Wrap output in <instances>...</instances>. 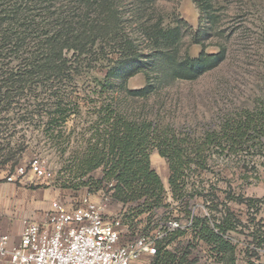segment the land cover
Returning a JSON list of instances; mask_svg holds the SVG:
<instances>
[{
	"label": "rangeland",
	"instance_id": "1",
	"mask_svg": "<svg viewBox=\"0 0 264 264\" xmlns=\"http://www.w3.org/2000/svg\"><path fill=\"white\" fill-rule=\"evenodd\" d=\"M124 4L123 33L134 40L140 54L146 55L158 48L155 40L142 37V29L151 31L161 27L164 31H179L180 39L174 45H177L176 58L180 63L184 57L197 58L202 52L223 55L217 66L195 80L172 79L162 69L147 70L149 76L144 72L137 74L127 82L128 89H143L147 77L155 83V89L146 101L127 97L125 107L130 111L137 114L146 109L147 117L158 121L160 130L169 127L179 133L188 129L194 138H200L208 124H219L226 116L264 104V0H155L149 6L137 8L132 0H124ZM117 58V54L109 56V65ZM82 65L80 76L65 89L72 98L78 99V114L58 129L64 131L58 139H52L46 132L45 114L39 116L46 110L36 108L30 97L10 107L0 105V175L3 177L18 166H26L32 159H37L44 168L42 179L36 184L24 185L34 192L35 201L41 203L35 215H46L53 202L73 206L88 195L97 202L99 195L110 194L94 183L90 190L87 186L79 189L72 186L78 180L72 179L70 155L83 147L82 139L94 133L89 130L96 120L94 109L108 103L105 93L98 95L107 60ZM113 96L124 100L120 93ZM208 152V168L197 171L192 165L182 193H176L169 186L166 160L156 150L151 152V168L164 187L160 208L169 215L187 214L189 209H194L195 215H213L211 221L215 225L229 227L231 224V228L236 225L239 228L237 256L222 237L218 236L214 242L224 264H264V142L251 137L236 151L211 149ZM89 176L100 178L101 170L93 171L84 179ZM118 211L125 215L127 221L123 223L129 225L132 218L139 220L143 215H155L149 211L135 215L112 200L106 205V215H115ZM217 215H227L228 222ZM204 228L209 229V225L205 224ZM140 264L153 263L145 259Z\"/></svg>",
	"mask_w": 264,
	"mask_h": 264
},
{
	"label": "trees",
	"instance_id": "2",
	"mask_svg": "<svg viewBox=\"0 0 264 264\" xmlns=\"http://www.w3.org/2000/svg\"><path fill=\"white\" fill-rule=\"evenodd\" d=\"M154 1L132 0V4L137 8ZM125 5L124 0H0V105L10 107L30 97L36 108L46 110L39 116L45 114L46 132L58 139L64 133L58 129L78 114L79 108L78 99L72 98L66 87L80 76L82 64L107 60L98 95L105 93L108 103L94 109L96 120L89 128L94 133L82 139L83 147L70 155L72 179L78 180L72 186L90 190L94 183L110 192L113 202L139 215L153 212L164 202V187L150 165L153 150L167 162L170 188L182 193L192 165L197 171L208 168L209 150L236 151L251 137L264 142V104L226 116L219 124H208L200 138H194L188 129L179 133L169 127L160 130L158 121L149 120L146 109L137 114L130 111L125 107L127 97L146 101L155 89L149 77L143 89H128L127 82L137 74L162 69L172 79L195 80L217 66L223 55L202 52L197 58L186 56L180 63L174 45L180 39L179 31L161 27L142 29V37L155 40L158 48L140 54L134 40L123 33ZM113 54L118 58L111 66L108 57ZM114 93H120L124 100H118ZM99 169L100 178L84 179ZM224 226H220L222 231L231 228V224ZM201 235L214 245L219 239L207 228ZM152 263L184 264L185 259L159 252Z\"/></svg>",
	"mask_w": 264,
	"mask_h": 264
},
{
	"label": "built area",
	"instance_id": "3",
	"mask_svg": "<svg viewBox=\"0 0 264 264\" xmlns=\"http://www.w3.org/2000/svg\"><path fill=\"white\" fill-rule=\"evenodd\" d=\"M43 176V166L32 159L3 179L33 184ZM110 202V194L99 195L97 202L88 195L73 206L53 202L44 222L23 223L18 244H10L8 235H0V258L5 264H140L145 259L152 261L159 252H168L184 258V264H224L220 250L201 235L205 224L238 255L239 228L233 225L222 231L219 223L211 221L213 215H195L194 209L169 215L158 208L152 212L155 215H143L129 225L123 223L121 211L106 215Z\"/></svg>",
	"mask_w": 264,
	"mask_h": 264
},
{
	"label": "crops",
	"instance_id": "4",
	"mask_svg": "<svg viewBox=\"0 0 264 264\" xmlns=\"http://www.w3.org/2000/svg\"><path fill=\"white\" fill-rule=\"evenodd\" d=\"M25 184L6 183L0 175V235H8L10 244L19 243L25 221L42 223L48 214L35 215L41 203L35 201L34 192L24 188ZM0 264H5L1 258Z\"/></svg>",
	"mask_w": 264,
	"mask_h": 264
}]
</instances>
